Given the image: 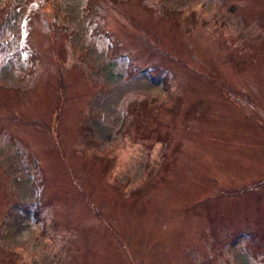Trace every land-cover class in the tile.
<instances>
[{"label": "rangeland", "instance_id": "rangeland-1", "mask_svg": "<svg viewBox=\"0 0 264 264\" xmlns=\"http://www.w3.org/2000/svg\"><path fill=\"white\" fill-rule=\"evenodd\" d=\"M91 1L0 0V264H264V0Z\"/></svg>", "mask_w": 264, "mask_h": 264}, {"label": "trees", "instance_id": "trees-1", "mask_svg": "<svg viewBox=\"0 0 264 264\" xmlns=\"http://www.w3.org/2000/svg\"><path fill=\"white\" fill-rule=\"evenodd\" d=\"M101 1H106V0H92L91 1V3H94V5L95 6H97V5H99V6H97V7H100L101 6ZM7 8H9V10H10V8H11V6H10V4H7ZM8 10V9H7ZM6 12H8V11H6ZM5 12V13H6ZM37 13V16H36V18H37V20H38V24L39 25H42V27L44 28V30H48L49 28H50V26L52 25L53 26V28L54 27H57L56 25H55V22L52 20V18L51 19H49L48 20V18H45L44 17V14L40 11V8L39 9H37L36 11H35V14ZM32 14H33V12H32ZM40 29L42 30V28L40 27ZM54 30L55 31H53V30H51V34H59L61 31H56V29L54 28ZM60 30H61V28H60ZM47 33H48V31H47ZM47 33H45V34H47ZM48 36H49V34H47ZM59 37V36H58ZM54 38H56V37H54ZM62 49H63V47H62ZM68 50V49H67ZM45 62V61H44ZM45 66H49V65H47V63H43ZM0 107H1V105H0Z\"/></svg>", "mask_w": 264, "mask_h": 264}]
</instances>
